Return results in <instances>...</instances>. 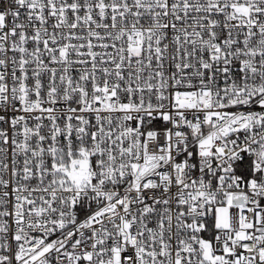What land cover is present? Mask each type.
Segmentation results:
<instances>
[{
    "label": "snow or ice",
    "instance_id": "snow-or-ice-1",
    "mask_svg": "<svg viewBox=\"0 0 264 264\" xmlns=\"http://www.w3.org/2000/svg\"><path fill=\"white\" fill-rule=\"evenodd\" d=\"M0 264H264V0H0Z\"/></svg>",
    "mask_w": 264,
    "mask_h": 264
}]
</instances>
